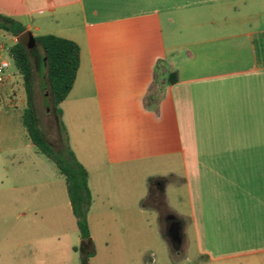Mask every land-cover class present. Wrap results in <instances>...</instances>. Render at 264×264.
I'll use <instances>...</instances> for the list:
<instances>
[{
	"label": "crops",
	"instance_id": "crops-1",
	"mask_svg": "<svg viewBox=\"0 0 264 264\" xmlns=\"http://www.w3.org/2000/svg\"><path fill=\"white\" fill-rule=\"evenodd\" d=\"M0 15L79 46L59 107L88 171L92 240L110 218L132 239L148 187L130 178L145 172L150 195L174 188L185 204L161 226L178 222L199 262L264 264V0H0ZM17 40L0 31L2 82L20 79L4 56ZM12 112L0 108V264H83L65 179Z\"/></svg>",
	"mask_w": 264,
	"mask_h": 264
},
{
	"label": "rangeland",
	"instance_id": "rangeland-1",
	"mask_svg": "<svg viewBox=\"0 0 264 264\" xmlns=\"http://www.w3.org/2000/svg\"><path fill=\"white\" fill-rule=\"evenodd\" d=\"M22 42L29 50L33 64L32 101L36 117L43 134L58 150L61 148V138L57 128V117L53 108L52 97L47 94L46 90L45 73L42 72L44 64L41 60V49L36 44L28 47L25 39H22ZM4 56L9 58L7 55ZM9 61L11 62L10 59ZM10 69H15L13 63L10 65ZM13 102L15 105L11 106L10 104ZM24 105L25 95L21 77L20 79L12 78L1 82L0 108L14 111V113H7V115H17L18 111L22 113ZM55 169L57 168L55 167ZM158 178V176L153 175L145 177V172L135 173L130 178L135 185L136 182L141 183V180L145 179L148 187L147 200L143 204L146 211L142 221L141 219H134L132 228L135 232L131 240L125 239L120 232L123 229L124 234L126 220H113L109 217L110 219L106 220V225L103 227L101 225L92 226L94 239L92 240L93 254L89 258L90 264H205L196 259L191 244L186 245L181 241L176 244L166 236L165 229L161 226L163 210L154 205L150 199V189ZM167 193L169 200L163 199V208L166 210L170 209L169 205L176 207L177 204L175 189L168 188ZM177 206H180L182 210L185 208L184 203L177 204Z\"/></svg>",
	"mask_w": 264,
	"mask_h": 264
},
{
	"label": "trees",
	"instance_id": "trees-1",
	"mask_svg": "<svg viewBox=\"0 0 264 264\" xmlns=\"http://www.w3.org/2000/svg\"><path fill=\"white\" fill-rule=\"evenodd\" d=\"M0 31L6 32L11 36H18V40L8 47V56L15 69L19 72L24 88L25 105L22 108L23 127L28 139L36 150L53 162L59 174L65 179L71 210L76 219L80 236V244L77 249L81 253L83 264H89V257L93 254V241L90 236L87 220V213L92 202V196L87 183L88 171L76 159L68 145V136L60 120L62 111L59 107L75 81L79 66V46L70 39L54 34L34 36L36 45L42 51L41 60L45 66L46 81L57 117L61 148L56 150L37 124L35 108L32 102L33 64L29 50L20 39V36L24 33V27L15 19L0 15ZM14 103L10 105L14 106ZM150 196L154 205L163 210V214L167 216L168 212L163 208L164 202L160 191L152 190Z\"/></svg>",
	"mask_w": 264,
	"mask_h": 264
},
{
	"label": "water",
	"instance_id": "water-1",
	"mask_svg": "<svg viewBox=\"0 0 264 264\" xmlns=\"http://www.w3.org/2000/svg\"><path fill=\"white\" fill-rule=\"evenodd\" d=\"M20 39H25L27 43L26 45L28 47H32L34 44H36L34 36L30 32H24L20 36ZM167 234L170 237L171 241L176 242V244L179 243V223L176 221H172L167 228Z\"/></svg>",
	"mask_w": 264,
	"mask_h": 264
},
{
	"label": "built area",
	"instance_id": "built-area-1",
	"mask_svg": "<svg viewBox=\"0 0 264 264\" xmlns=\"http://www.w3.org/2000/svg\"><path fill=\"white\" fill-rule=\"evenodd\" d=\"M9 67L8 61H2L0 62V83L3 81V74L5 73V70Z\"/></svg>",
	"mask_w": 264,
	"mask_h": 264
},
{
	"label": "flooded vegetation",
	"instance_id": "flooded-vegetation-1",
	"mask_svg": "<svg viewBox=\"0 0 264 264\" xmlns=\"http://www.w3.org/2000/svg\"><path fill=\"white\" fill-rule=\"evenodd\" d=\"M181 234H180V229H179V238H180Z\"/></svg>",
	"mask_w": 264,
	"mask_h": 264
}]
</instances>
